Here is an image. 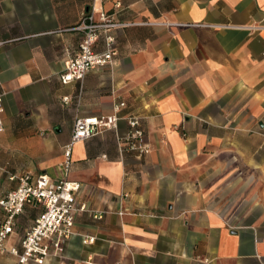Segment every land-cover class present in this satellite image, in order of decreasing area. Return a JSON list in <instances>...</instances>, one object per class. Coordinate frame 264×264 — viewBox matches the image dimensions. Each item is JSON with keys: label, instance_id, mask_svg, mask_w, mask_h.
<instances>
[{"label": "crops", "instance_id": "crops-1", "mask_svg": "<svg viewBox=\"0 0 264 264\" xmlns=\"http://www.w3.org/2000/svg\"><path fill=\"white\" fill-rule=\"evenodd\" d=\"M93 6L128 24L116 60L62 83ZM0 89V197L25 174L61 177L77 118L120 117L73 145L88 211L44 264H264V0H0ZM130 112L149 151L121 158ZM37 215L16 217L8 250Z\"/></svg>", "mask_w": 264, "mask_h": 264}, {"label": "built area", "instance_id": "built-area-1", "mask_svg": "<svg viewBox=\"0 0 264 264\" xmlns=\"http://www.w3.org/2000/svg\"><path fill=\"white\" fill-rule=\"evenodd\" d=\"M116 6H119L118 4ZM94 6L84 14L81 21L73 28L83 32L78 50L65 62L60 74L62 83L72 81L82 82L90 71L111 65L115 62L117 50L114 31L127 26V23L117 20L113 13L98 11ZM0 89V103L2 97ZM126 106L124 101L114 106L119 112ZM0 105V132L3 131ZM118 115H90L79 117L75 121L70 141L65 145L63 158L59 163L61 177L51 180L46 174L31 176L25 174L19 178V185L0 197V209L5 218L0 223V252L9 251L17 257L18 264H44L49 259L63 256L69 239L75 235V218L79 212L88 211L85 203L76 200L79 185L69 181L67 176L72 168V148L78 141L91 138L104 130L116 128ZM127 131L118 137L119 155L143 156L149 151L145 144L142 119L139 114L130 112L126 116ZM38 210L33 224L20 237L19 246L9 250L6 243L14 232L16 217L24 213L25 208ZM102 218L101 215H93ZM94 240L86 236L83 240L88 243Z\"/></svg>", "mask_w": 264, "mask_h": 264}]
</instances>
